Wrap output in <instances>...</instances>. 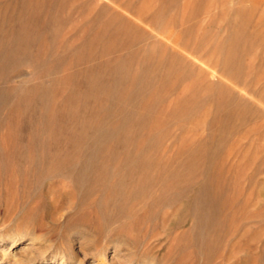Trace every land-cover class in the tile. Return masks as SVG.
<instances>
[{
	"label": "rangeland",
	"instance_id": "obj_1",
	"mask_svg": "<svg viewBox=\"0 0 264 264\" xmlns=\"http://www.w3.org/2000/svg\"><path fill=\"white\" fill-rule=\"evenodd\" d=\"M5 233L63 264H264V0H0Z\"/></svg>",
	"mask_w": 264,
	"mask_h": 264
},
{
	"label": "bare ground",
	"instance_id": "obj_2",
	"mask_svg": "<svg viewBox=\"0 0 264 264\" xmlns=\"http://www.w3.org/2000/svg\"><path fill=\"white\" fill-rule=\"evenodd\" d=\"M228 60L229 59H227V62H228ZM168 70H169V66H168ZM202 183H204V182H202ZM204 185H205V183H204ZM201 187H202V184H201ZM207 188L209 189V188H211V186L210 187L207 186ZM200 189L201 188L199 187V190ZM204 189L206 190V188H204ZM196 191H197V188H196ZM201 191L203 192L202 189H201ZM199 192L200 191H198V193ZM205 193H206V191H205ZM193 194H195V192H193ZM200 195H199V197H200ZM196 196H197L196 194L194 195V197L192 195L191 199L193 198V200H192L193 203H191V204H194V198H196ZM214 196H216V195H214ZM205 197L207 198V196H205ZM200 198H201V200H199V201L201 202L202 201V196ZM211 198L212 197H210V199ZM210 202L212 203V201H210ZM194 205H195V207L196 206L198 207V204L197 205L194 204ZM199 208H202V207L201 206L198 207L197 210ZM24 240H27V243L30 244V243H33L34 242V237H32V238L29 237V238H26L25 239L23 236L17 235L16 233L0 234V246L7 245L6 247L4 246V247H1L0 248V264H40V263H43V264H52V263H55L56 262V258H59V260H60V262L58 264H63L65 261L67 262V260L69 259L67 256H65L66 254L55 255V254H51V253H49L47 251L46 252H41L39 250L37 251L36 255H35V252H34V254L31 255L30 253L26 252L25 250H31L32 249L31 248L32 246H28V247L26 246V247H24L22 249L23 251H15V247L18 246ZM105 257H106L105 256V251L99 250L97 252V254H96V259H95L96 260V263L97 264H99V263L100 264H110V261L106 260Z\"/></svg>",
	"mask_w": 264,
	"mask_h": 264
}]
</instances>
